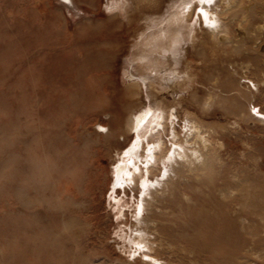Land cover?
Wrapping results in <instances>:
<instances>
[{"label": "rangeland", "instance_id": "374dc122", "mask_svg": "<svg viewBox=\"0 0 264 264\" xmlns=\"http://www.w3.org/2000/svg\"><path fill=\"white\" fill-rule=\"evenodd\" d=\"M112 1L0 0V264H150L129 243L146 227L134 215L144 202L141 219L165 210L164 231L185 227L193 240L160 246L148 235L155 262L264 264V121L248 114L251 103L264 112V27L240 48L232 42L235 27L224 44L198 29L195 43L185 42L144 82L140 33L180 0H126L111 9ZM257 4L262 9L264 0ZM130 75L141 80L136 95ZM148 101L180 110L182 125L188 114L209 128L213 169L185 172L192 186L178 188L175 199L165 184L168 161L158 160L155 174L143 162L151 137L138 158L125 156L136 132L115 134L118 122ZM123 157L131 175L114 186ZM203 193L236 198L224 204L223 238L193 231L199 223L182 225L206 214L189 208ZM156 199L162 209L151 207Z\"/></svg>", "mask_w": 264, "mask_h": 264}, {"label": "bare ground", "instance_id": "6f19581e", "mask_svg": "<svg viewBox=\"0 0 264 264\" xmlns=\"http://www.w3.org/2000/svg\"><path fill=\"white\" fill-rule=\"evenodd\" d=\"M248 1L249 2L245 4L241 3L240 0H209V2H201V0H180L179 2L176 1L175 3L171 4L167 10L165 17L163 16L152 18L151 25L145 27L142 31L140 30L141 33L139 41L137 40L139 42L140 50L137 59L141 63L142 67H147L146 70H148V72L145 77L142 76L139 79L145 82L147 80V77L152 75L155 76V74L159 75V73L161 72L160 70L158 71V68L162 62L168 61L167 56L173 57L174 59L176 58V55L181 52V49L185 47V42L192 41L193 43H195L196 37L198 35V29L204 35L209 36L211 39L217 41L218 44H224V42L228 41L227 33L235 27V38L232 39L234 47L240 48L242 46H245L247 41L253 39V31L255 30L260 32L264 27V23H258L259 21H264V18H256L258 14L264 12V7L262 9H258L259 4H257V0ZM126 6V0H113L110 8L116 9L124 8ZM252 10L254 15L252 14ZM259 49L264 51V43H259ZM130 77L131 86L128 84L129 90L132 95H136L139 93L137 89L138 86H142L140 83L141 80L138 81L139 79L133 75H130ZM153 93L154 92H152V94ZM162 104L163 103L156 101H154V103L148 101L147 103H144L141 106L135 108L133 111L129 109L130 111H132V113L127 115L125 121L118 122L115 134L124 135L125 133H131L133 131L136 132L137 138L134 137V140L136 139L135 143L125 152V156L127 155L129 157H138L140 155V144L144 143L145 137H151L153 142L148 146L147 149L145 148L143 162L146 166H148L146 168L147 172H153V174H155L153 170L157 166V161L161 160V162L163 163H166L168 161V165L170 166V177L167 179L165 184H172L170 194L171 197L173 196L172 198L175 199V197L177 196L176 190H178V188L182 187L183 185L192 186L191 182H183L185 172H196L197 170L209 171L213 169V166L211 165L212 153H210L212 143L211 139L208 137V126L200 121L199 118L195 117V115L190 116L187 114L184 118V124L182 125L181 120L183 118L181 116L180 110H177L170 105ZM256 107L257 105L253 103L250 104V106L248 107L249 116L252 119L264 121V112L261 110V108L257 110ZM98 125L105 128V130L107 129L105 134L109 135V126L106 127V125H103L102 123H98ZM178 125L181 126V129L178 128ZM168 136H170V146L168 145L167 141ZM142 138L144 139L142 140ZM123 159V161L121 160V165H115L116 181L114 183V186H120L122 182L128 181L129 177L125 179V175H131L130 170L127 168V165L130 161H128V158L125 159V157H123ZM219 162L220 165L223 163H221L220 160ZM164 167L166 169H163L164 172L162 173L166 175L168 169L166 166ZM160 179H162V176ZM146 181L147 180H144V185L146 184ZM212 196V194L207 193L197 194L196 200L198 199L200 203H198L199 201L197 203H192L189 205V208H191V212H193L197 208H200L201 212H206V214L200 215L198 217V220L192 219L182 225L199 223L197 226H194L192 228L193 231L196 229V227H200L204 230V237L220 239L224 237V204H227L228 206L233 205V201L236 200V198L227 194L224 195V193L222 194V198L220 197L215 199ZM153 201H151V203H154ZM155 201L156 204H151V207H160L162 199H156ZM144 203H139L140 205L138 206V212L134 215L136 216V221L145 222L147 225L144 223L146 227L143 229L138 228L129 239V243L134 244V251L138 252L140 257H146L150 259V264H153V262H155V259L153 258L154 256L150 255L149 251L155 250L154 246L156 244L154 245L153 242L158 241H154L156 237L161 239V242L159 243L160 246H163L165 242L174 241L176 239L178 241H184L185 239V241L190 240V242H193V240L188 238L190 237L188 236V233H185L187 232V229L185 227H181L178 230L177 227L171 226L168 233L164 231L167 225L163 221H161L160 218L164 219L166 217L167 211L165 210H152L153 212L151 211L150 215L141 219L140 216H142L141 212L143 206L145 205ZM212 209H214L215 211L217 210L216 214L213 215L212 213H208ZM176 224L178 225V223ZM136 226H138V224ZM214 228H219L220 230L223 228V230L220 234L215 235H212L209 231L207 233L205 232L206 230L211 231ZM153 233L157 236L152 237L154 239L151 238L153 241L151 243L149 236ZM245 251L243 252L244 254ZM155 263L162 264L160 261H156Z\"/></svg>", "mask_w": 264, "mask_h": 264}, {"label": "snow or ice", "instance_id": "6c2138e0", "mask_svg": "<svg viewBox=\"0 0 264 264\" xmlns=\"http://www.w3.org/2000/svg\"><path fill=\"white\" fill-rule=\"evenodd\" d=\"M201 2H209V0H201ZM254 111H255V109H254Z\"/></svg>", "mask_w": 264, "mask_h": 264}]
</instances>
